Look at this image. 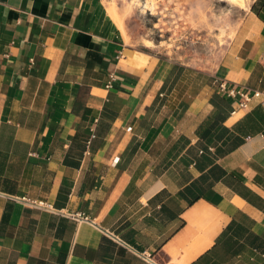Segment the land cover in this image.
<instances>
[{
    "label": "crops",
    "instance_id": "crops-1",
    "mask_svg": "<svg viewBox=\"0 0 264 264\" xmlns=\"http://www.w3.org/2000/svg\"><path fill=\"white\" fill-rule=\"evenodd\" d=\"M121 8L0 0V264H264V0L214 68Z\"/></svg>",
    "mask_w": 264,
    "mask_h": 264
},
{
    "label": "rangeland",
    "instance_id": "rangeland-1",
    "mask_svg": "<svg viewBox=\"0 0 264 264\" xmlns=\"http://www.w3.org/2000/svg\"><path fill=\"white\" fill-rule=\"evenodd\" d=\"M113 2L123 7L127 43L190 65L214 68L251 0H246V6L228 0Z\"/></svg>",
    "mask_w": 264,
    "mask_h": 264
},
{
    "label": "built area",
    "instance_id": "built-area-1",
    "mask_svg": "<svg viewBox=\"0 0 264 264\" xmlns=\"http://www.w3.org/2000/svg\"><path fill=\"white\" fill-rule=\"evenodd\" d=\"M111 79H114V75H111ZM107 86H111V81L108 82ZM218 87L222 93L234 99V106L236 108H246L254 98H259L261 103L264 104L263 91L244 89L243 87H238L236 85L231 86L225 80H221ZM234 111H236V109Z\"/></svg>",
    "mask_w": 264,
    "mask_h": 264
},
{
    "label": "bare ground",
    "instance_id": "bare-ground-1",
    "mask_svg": "<svg viewBox=\"0 0 264 264\" xmlns=\"http://www.w3.org/2000/svg\"><path fill=\"white\" fill-rule=\"evenodd\" d=\"M228 1H231L232 3H236V4L240 5V6H246V0H228ZM152 5H154V4L152 3ZM110 10L113 13V15L116 14L114 8H110Z\"/></svg>",
    "mask_w": 264,
    "mask_h": 264
}]
</instances>
